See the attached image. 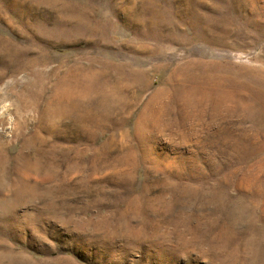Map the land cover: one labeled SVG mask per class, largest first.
I'll list each match as a JSON object with an SVG mask.
<instances>
[{
    "label": "rangeland",
    "instance_id": "374dc122",
    "mask_svg": "<svg viewBox=\"0 0 264 264\" xmlns=\"http://www.w3.org/2000/svg\"><path fill=\"white\" fill-rule=\"evenodd\" d=\"M0 142V264H264V0H0Z\"/></svg>",
    "mask_w": 264,
    "mask_h": 264
},
{
    "label": "bare ground",
    "instance_id": "6f19581e",
    "mask_svg": "<svg viewBox=\"0 0 264 264\" xmlns=\"http://www.w3.org/2000/svg\"><path fill=\"white\" fill-rule=\"evenodd\" d=\"M20 100H21V98H20ZM22 100H23V99H22ZM16 101H17V100H16ZM23 102H24V101H23ZM17 104H18V103H17ZM23 108H24V105H23ZM16 110H17V109H16ZM20 110H21V109H20ZM20 110H19V111H20ZM51 110H52V109H51ZM5 114H6V113H5ZM16 114H17V112H16ZM43 114H44V113H43ZM47 114H48V113L45 114V117H47ZM51 115H52V114H51ZM1 116H2V115H1ZM4 116H5V115H4ZM14 116H15V115H14ZM20 116H21V115H20ZM18 117H19V116H18ZM2 120H3V119H2ZM20 120H21V119H20ZM3 122H4V121H3ZM5 123H6V122H5ZM1 124H2V123H1ZM7 124H8V123H7ZM14 125H15V124H14ZM20 125H21V124H20ZM7 127H8V126H7ZM23 128H24V127H23ZM19 130H20V129H19ZM23 130H24V129H23ZM14 131H16L15 128H14ZM12 132H13V131H12ZM13 133H14V132H13ZM15 135H16V134H15ZM20 135H21V134H20ZM13 137H14V136H13ZM18 137H20V136H18ZM2 140H3V139H2ZM14 140H15V138H14ZM6 141H7V140H6ZM0 143H1V142H0ZM1 144H2V143H1ZM8 145L10 146V144H8ZM1 148H2V147H1ZM4 148H5V147H4ZM21 149H22V148H21ZM21 149H20V150H21ZM2 150H3V148H2ZM131 151H132V150H131ZM1 152H2V151H1ZM22 152H23V150H22ZM4 153H5V152H4ZM23 153H24V152H23ZM2 154H3V152H2ZM10 154H11V153H10ZM131 154H132V153H131ZM21 155H22V154H21V151H20V152L18 153V156L20 157ZM23 157H24V156H23ZM132 157H133V155H132ZM12 160H13V159H12ZM12 160H11V161H12ZM9 161H10V160H9ZM18 163H19V162H18ZM7 166H8V165H7ZM22 167H24V165H23ZM0 172H1V170H0ZM12 172H13V170H12ZM3 173H4V172H3ZM4 176H6L5 173H4ZM3 180H4V179H3ZM18 182H19V181H18ZM3 184H4V183H3ZM21 184H22V183H21ZM19 186H21V185H19ZM20 193H21V192H20ZM17 195H18V194H17ZM23 195H24V194H22V196H23ZM20 196H21V195H20ZM19 198H20V197H19ZM154 232H155V231H154ZM1 258H2V257H1ZM1 262H2V260H1ZM1 262H0V263H1Z\"/></svg>",
    "mask_w": 264,
    "mask_h": 264
}]
</instances>
